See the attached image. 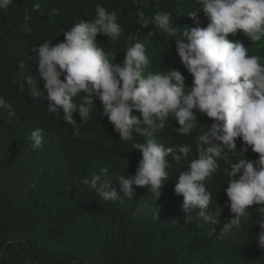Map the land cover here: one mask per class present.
Segmentation results:
<instances>
[{
  "label": "trees",
  "instance_id": "obj_1",
  "mask_svg": "<svg viewBox=\"0 0 264 264\" xmlns=\"http://www.w3.org/2000/svg\"><path fill=\"white\" fill-rule=\"evenodd\" d=\"M97 4L115 10L123 29L117 41L97 37L100 46L111 53L112 62L114 57L117 63L123 59L129 36L135 37L139 31L144 41L154 33L151 41L145 42L150 69L178 70L191 85V74L183 67L175 42L154 24L141 27L138 13L143 12L151 22L156 11H168L182 29H190L195 25L188 14L201 7L198 0H13L8 8L0 9V96L15 111V116L9 117L7 109L0 108V264H264V249L256 240L260 206L249 207V218L242 221L239 231L219 235L231 218L224 206L227 177L222 173L207 183L212 193L210 207L217 202L222 207L219 225L206 224L197 211L183 209V197L174 193L177 165L171 156L173 169L158 199L146 187L134 185L133 197H124L123 203L104 201L81 183V178L107 168L108 178L119 191L118 177L135 174L141 154L132 144L142 138L120 141L107 118L100 117L99 100L92 119L74 136L62 111L61 117L48 113L46 99L33 100L26 85L21 90L23 80L12 82L21 61L25 63L24 75H38L32 50L45 40L53 44L62 41L64 30L79 19L95 16ZM53 8L59 9L58 15L53 14ZM198 16L201 26H206L202 9ZM229 39L243 41L249 54L264 59V42L253 45L240 33L230 34ZM74 118L79 123L78 113ZM198 119L202 124L196 133L212 123L203 114H198ZM178 127L174 119L166 122L162 139L169 146L192 141V136L176 133ZM36 128L44 130L45 143L33 150L29 136ZM237 145L239 150V140ZM246 155L258 157L251 149ZM194 158L193 147L179 167H187V161ZM223 163L221 160V167ZM188 215L190 223L186 222Z\"/></svg>",
  "mask_w": 264,
  "mask_h": 264
},
{
  "label": "clouds",
  "instance_id": "obj_2",
  "mask_svg": "<svg viewBox=\"0 0 264 264\" xmlns=\"http://www.w3.org/2000/svg\"><path fill=\"white\" fill-rule=\"evenodd\" d=\"M198 2L201 7L188 14L195 25L190 29H182L168 11H156L151 22L143 12L138 13L141 27L154 24L175 42L176 53L191 74L190 86L178 70L150 69L145 42L151 41L154 33H149L144 41L139 31L135 37L129 36L123 59L117 63L114 57L112 62L111 53L100 46L97 37L103 35L109 41H117L123 29L117 12L99 4L93 18L79 19L64 30L62 41L53 44L45 40L32 50L31 59L38 66V75H24L25 63L21 61L12 82L23 80L21 90L26 85L33 100L46 99L48 113L60 116L62 111V119L72 127L74 136H79L81 126L92 119L99 100L100 117L107 118L120 141L142 138L132 144L141 154L135 174L118 177L119 191L108 178L107 168H101L90 178H81V183L100 199L123 203L124 197H133L134 185L146 187L158 199L173 169L168 159L171 156L177 165L174 193L183 197V209L189 213L197 211V217L206 224L219 225L222 207L218 202L210 207L212 193L207 183L222 173L227 177L224 206L229 208L231 218L219 235L239 231L242 221L249 218V207L258 205L261 218L256 240L259 248L264 249V59L249 54L243 41L229 39L230 34L240 33L253 45L264 42V0ZM12 3L13 0H0V9ZM201 9L208 21L206 26H201L198 16ZM52 12L58 15L59 9L53 8ZM0 108L7 109L9 117L15 116L12 104L3 96ZM77 113L79 123L74 118ZM198 114L206 115L212 123L196 133L202 124ZM173 119L179 125L176 133L192 136L190 144L169 146L162 139L166 122ZM43 131H31L33 150L44 145ZM193 147L196 158L187 161V167H179ZM249 149L258 154L256 159L246 155ZM191 219L188 215L186 222Z\"/></svg>",
  "mask_w": 264,
  "mask_h": 264
}]
</instances>
